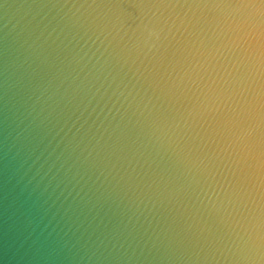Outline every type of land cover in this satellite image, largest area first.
Instances as JSON below:
<instances>
[{
  "label": "clouds",
  "instance_id": "clouds-1",
  "mask_svg": "<svg viewBox=\"0 0 264 264\" xmlns=\"http://www.w3.org/2000/svg\"><path fill=\"white\" fill-rule=\"evenodd\" d=\"M0 264H264V0H0Z\"/></svg>",
  "mask_w": 264,
  "mask_h": 264
}]
</instances>
